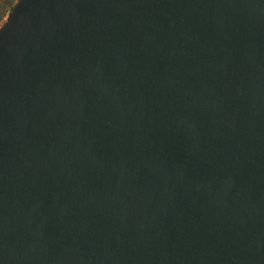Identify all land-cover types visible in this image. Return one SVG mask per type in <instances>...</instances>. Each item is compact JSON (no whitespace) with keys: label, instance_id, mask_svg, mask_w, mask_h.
Wrapping results in <instances>:
<instances>
[{"label":"water","instance_id":"water-1","mask_svg":"<svg viewBox=\"0 0 264 264\" xmlns=\"http://www.w3.org/2000/svg\"><path fill=\"white\" fill-rule=\"evenodd\" d=\"M0 264H264V0H19Z\"/></svg>","mask_w":264,"mask_h":264},{"label":"trees","instance_id":"trees-1","mask_svg":"<svg viewBox=\"0 0 264 264\" xmlns=\"http://www.w3.org/2000/svg\"><path fill=\"white\" fill-rule=\"evenodd\" d=\"M0 3V28L5 23L7 17L11 14L13 8L19 0H4Z\"/></svg>","mask_w":264,"mask_h":264},{"label":"rangeland","instance_id":"rangeland-1","mask_svg":"<svg viewBox=\"0 0 264 264\" xmlns=\"http://www.w3.org/2000/svg\"><path fill=\"white\" fill-rule=\"evenodd\" d=\"M5 2L4 0H0V3Z\"/></svg>","mask_w":264,"mask_h":264}]
</instances>
